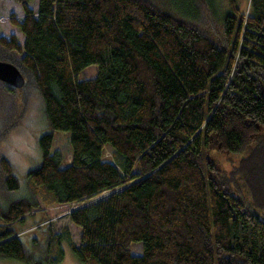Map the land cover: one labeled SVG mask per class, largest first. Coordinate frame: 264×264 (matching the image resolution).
<instances>
[{
    "label": "trees",
    "instance_id": "trees-1",
    "mask_svg": "<svg viewBox=\"0 0 264 264\" xmlns=\"http://www.w3.org/2000/svg\"><path fill=\"white\" fill-rule=\"evenodd\" d=\"M15 1L23 43L0 35V49L21 53L9 62L32 74L48 131L26 193L0 194V256L59 264V235L28 250L19 234L55 207L73 208L81 243L62 235L83 264H264V0H227L216 41L200 26L211 0ZM53 131L69 132L67 164ZM211 147L240 156L222 169ZM0 175L19 188L2 155Z\"/></svg>",
    "mask_w": 264,
    "mask_h": 264
},
{
    "label": "rangeland",
    "instance_id": "rangeland-1",
    "mask_svg": "<svg viewBox=\"0 0 264 264\" xmlns=\"http://www.w3.org/2000/svg\"><path fill=\"white\" fill-rule=\"evenodd\" d=\"M240 9L245 12L248 7V0H236ZM214 3V9L206 13V17L201 21L202 28L207 35L213 40H217L221 33V13L228 9L227 0H211ZM36 0H31L30 6L36 9ZM201 14V12H200ZM199 14V16H200ZM23 15L22 8L15 0H0V35L8 37L13 34L21 45L23 38L21 33L10 22V17L21 18ZM21 53L15 51H6L0 49V59L7 60L18 64ZM25 72V83L20 88H13L12 92L5 89V85L0 81V130L14 123L2 138H0V155L4 156L13 166L14 174L18 178L19 188L13 192H6L0 189L3 197L19 196L26 193V174L28 170L37 166L40 161V152L38 149V137L48 131L47 121L43 110V101L36 85L33 81L32 74L20 67ZM97 72L95 64L88 65L78 74V79L92 77ZM58 149L61 152L64 164L69 163L71 157V148L69 145V132L53 131V140L51 151ZM209 157L222 169H230L236 164L240 154L224 153L218 151L215 147H211L208 152ZM102 157L104 159H112L111 148L105 146ZM1 176V175H0ZM109 192H103L93 199H98L108 195ZM92 199V200H93ZM50 216L37 225L33 224L32 219H28L24 226L22 234L25 235L26 247L33 250L31 239H36L38 247L44 248L47 245L49 233L60 236L59 247L62 249V257L59 264H83L68 248L64 236L62 235V227L68 228L69 239L75 244L80 242V228L69 221L67 213L69 209L61 212L55 207H50ZM40 214H36L35 218H39ZM21 234V235H22ZM25 243V244H26ZM131 252L133 254L141 253V243L133 242L131 244ZM39 252L35 251L36 256ZM0 264H25L19 260L10 259L0 256Z\"/></svg>",
    "mask_w": 264,
    "mask_h": 264
},
{
    "label": "water",
    "instance_id": "water-1",
    "mask_svg": "<svg viewBox=\"0 0 264 264\" xmlns=\"http://www.w3.org/2000/svg\"><path fill=\"white\" fill-rule=\"evenodd\" d=\"M0 81L12 88L17 89L24 85L25 77L13 63L0 59ZM101 198L103 197L93 200L91 199L89 202H95ZM72 209L73 208L69 209L68 213Z\"/></svg>",
    "mask_w": 264,
    "mask_h": 264
},
{
    "label": "crops",
    "instance_id": "crops-1",
    "mask_svg": "<svg viewBox=\"0 0 264 264\" xmlns=\"http://www.w3.org/2000/svg\"><path fill=\"white\" fill-rule=\"evenodd\" d=\"M15 127V126H14ZM24 229H22L20 232H19V234L21 235L22 234V231H23ZM23 235V234H22ZM23 236H25V235H23Z\"/></svg>",
    "mask_w": 264,
    "mask_h": 264
}]
</instances>
